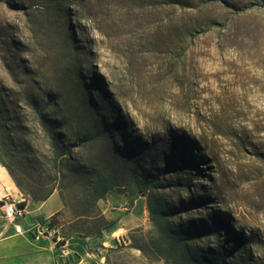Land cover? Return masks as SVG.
<instances>
[{
  "label": "rangeland",
  "instance_id": "rangeland-1",
  "mask_svg": "<svg viewBox=\"0 0 264 264\" xmlns=\"http://www.w3.org/2000/svg\"><path fill=\"white\" fill-rule=\"evenodd\" d=\"M6 194L0 264H264V0H0Z\"/></svg>",
  "mask_w": 264,
  "mask_h": 264
},
{
  "label": "built area",
  "instance_id": "built-area-1",
  "mask_svg": "<svg viewBox=\"0 0 264 264\" xmlns=\"http://www.w3.org/2000/svg\"><path fill=\"white\" fill-rule=\"evenodd\" d=\"M26 202L24 198L16 199L10 194H6L0 201V211L2 217L13 227L15 235L24 236L29 234L33 238L40 239V237H48L51 235L49 227L42 226L38 221H33L32 224L26 222V218L29 217L27 205L23 207L21 204ZM118 209L129 211L130 207L127 204L120 206ZM55 237V236H53ZM60 238L55 240L59 241Z\"/></svg>",
  "mask_w": 264,
  "mask_h": 264
},
{
  "label": "crops",
  "instance_id": "crops-1",
  "mask_svg": "<svg viewBox=\"0 0 264 264\" xmlns=\"http://www.w3.org/2000/svg\"><path fill=\"white\" fill-rule=\"evenodd\" d=\"M137 202H138V200L137 201H135V206H134V208H133V211H132V213L131 214H129V216H132V215H134V210H135V208H136V206H137ZM28 207V206H27ZM29 212V211H28ZM28 216H29V218L31 219V221H32V219H33V221H36L35 220V218L31 215V211L29 212V214H28ZM137 219V218H136ZM123 221L122 222H124V219H122ZM138 220H139V223L138 224H141V219L140 218H138ZM131 222L132 221H134L133 223H135V222H138L137 220H130ZM126 225V224H125ZM127 228H128V226H126ZM9 229H10V232H11V234H10V236L11 237H24V236H26V235H24V236H18V235H15L14 234V231H13V227H12V225H10V227H9ZM8 229V230H9ZM129 229V228H128ZM27 235H29V234H27ZM30 236V235H29ZM34 240H36V239H34ZM37 241H38V239H37ZM84 263H87V261H82V262H80V263H78V264H84Z\"/></svg>",
  "mask_w": 264,
  "mask_h": 264
},
{
  "label": "trees",
  "instance_id": "trees-1",
  "mask_svg": "<svg viewBox=\"0 0 264 264\" xmlns=\"http://www.w3.org/2000/svg\"><path fill=\"white\" fill-rule=\"evenodd\" d=\"M145 185L147 186V185H149V184H148V183H145ZM49 196H50V195L44 196L43 198H40L39 200H43V201H45V200L48 199ZM0 204H1V203H0ZM21 205H22L23 207H25V206L27 205V203H26V202H23ZM81 216H83V217H89V215H87V214H82Z\"/></svg>",
  "mask_w": 264,
  "mask_h": 264
},
{
  "label": "water",
  "instance_id": "water-1",
  "mask_svg": "<svg viewBox=\"0 0 264 264\" xmlns=\"http://www.w3.org/2000/svg\"><path fill=\"white\" fill-rule=\"evenodd\" d=\"M26 222H27L28 224H32V221H31V219H30L29 217L26 218Z\"/></svg>",
  "mask_w": 264,
  "mask_h": 264
}]
</instances>
